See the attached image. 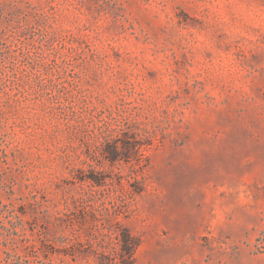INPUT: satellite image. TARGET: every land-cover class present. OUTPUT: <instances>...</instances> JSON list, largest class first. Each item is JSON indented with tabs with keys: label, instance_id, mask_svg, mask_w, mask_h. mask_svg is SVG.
<instances>
[{
	"label": "rangeland",
	"instance_id": "rangeland-1",
	"mask_svg": "<svg viewBox=\"0 0 264 264\" xmlns=\"http://www.w3.org/2000/svg\"><path fill=\"white\" fill-rule=\"evenodd\" d=\"M0 264H264V0H0Z\"/></svg>",
	"mask_w": 264,
	"mask_h": 264
}]
</instances>
